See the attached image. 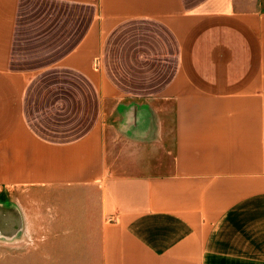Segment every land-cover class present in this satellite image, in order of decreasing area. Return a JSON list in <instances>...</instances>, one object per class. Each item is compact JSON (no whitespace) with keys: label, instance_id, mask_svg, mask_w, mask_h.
<instances>
[{"label":"crops","instance_id":"1","mask_svg":"<svg viewBox=\"0 0 264 264\" xmlns=\"http://www.w3.org/2000/svg\"><path fill=\"white\" fill-rule=\"evenodd\" d=\"M0 187L22 264H264V0H0Z\"/></svg>","mask_w":264,"mask_h":264},{"label":"rangeland","instance_id":"2","mask_svg":"<svg viewBox=\"0 0 264 264\" xmlns=\"http://www.w3.org/2000/svg\"><path fill=\"white\" fill-rule=\"evenodd\" d=\"M19 192L14 191V193H6L3 187H0V264H22V258L24 250L22 248L32 249V248H49L59 242L61 245H65L68 239H56L54 237H49L47 240L40 239H18L17 237L23 231L22 216H20V207L17 206V201L14 198H19ZM12 197V198H11ZM11 200L14 202L11 203ZM38 225L44 227V229H53L55 223H41V224H31L30 227ZM26 227L29 225H25ZM42 229V230H44ZM21 259V260H20Z\"/></svg>","mask_w":264,"mask_h":264}]
</instances>
